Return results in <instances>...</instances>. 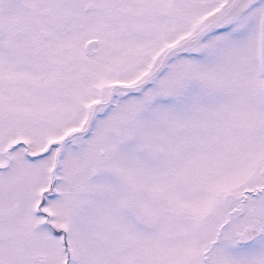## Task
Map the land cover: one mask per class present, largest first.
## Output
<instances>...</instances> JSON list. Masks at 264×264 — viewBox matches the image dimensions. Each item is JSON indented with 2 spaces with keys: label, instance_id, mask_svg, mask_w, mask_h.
<instances>
[{
  "label": "snow or ice",
  "instance_id": "1",
  "mask_svg": "<svg viewBox=\"0 0 264 264\" xmlns=\"http://www.w3.org/2000/svg\"><path fill=\"white\" fill-rule=\"evenodd\" d=\"M0 264H264V0H0Z\"/></svg>",
  "mask_w": 264,
  "mask_h": 264
}]
</instances>
